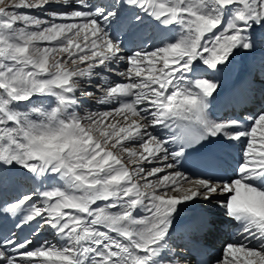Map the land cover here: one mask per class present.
I'll return each instance as SVG.
<instances>
[{"label": "snow or ice", "instance_id": "1", "mask_svg": "<svg viewBox=\"0 0 264 264\" xmlns=\"http://www.w3.org/2000/svg\"><path fill=\"white\" fill-rule=\"evenodd\" d=\"M258 47L264 0H0V264H264V55L222 90Z\"/></svg>", "mask_w": 264, "mask_h": 264}, {"label": "bare ground", "instance_id": "2", "mask_svg": "<svg viewBox=\"0 0 264 264\" xmlns=\"http://www.w3.org/2000/svg\"><path fill=\"white\" fill-rule=\"evenodd\" d=\"M262 55H264V50H261L259 47L254 54H238L230 66L231 70L225 73L222 77V90L228 93H231L232 91L240 92L247 88L259 90L262 87L259 73V60ZM257 94L259 93L257 92ZM130 146L134 147L135 145ZM12 194L13 192L11 189L6 193V195L9 196ZM201 214L206 215L213 222V230L206 235L196 238L204 243L209 251L215 255L222 250V245L225 244V240L223 239L224 227L231 228L228 223L223 222L221 210L215 206V201L208 204L197 201L192 204L191 207L185 209L182 213V220L177 223V228L180 229V231L173 232V242L174 244H183V229L181 228V224L191 223ZM11 219L12 218L10 217L8 222H4L3 217L0 216V230H2L5 225L9 228L12 227L10 223ZM28 234V228L19 232L21 237L27 236ZM38 239L40 241L45 239L53 241L54 238L46 230Z\"/></svg>", "mask_w": 264, "mask_h": 264}, {"label": "rangeland", "instance_id": "3", "mask_svg": "<svg viewBox=\"0 0 264 264\" xmlns=\"http://www.w3.org/2000/svg\"><path fill=\"white\" fill-rule=\"evenodd\" d=\"M34 14H39V13H34Z\"/></svg>", "mask_w": 264, "mask_h": 264}]
</instances>
